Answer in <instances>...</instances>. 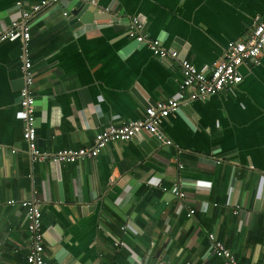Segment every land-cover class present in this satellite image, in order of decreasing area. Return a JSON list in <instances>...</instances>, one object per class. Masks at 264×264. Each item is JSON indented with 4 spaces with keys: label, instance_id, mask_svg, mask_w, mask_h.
Masks as SVG:
<instances>
[{
    "label": "crops",
    "instance_id": "obj_1",
    "mask_svg": "<svg viewBox=\"0 0 264 264\" xmlns=\"http://www.w3.org/2000/svg\"><path fill=\"white\" fill-rule=\"evenodd\" d=\"M18 1L0 0V31L20 17ZM21 1L31 10L40 0ZM72 5L62 0L30 19L37 144L46 153L89 147L98 132L141 118L177 93L179 62L131 40V18L180 59L209 70L229 41L244 38L264 16V0H99L116 21L84 24ZM21 53L20 36L0 42V264H23L28 253L25 211L10 199L39 204L55 264H222L209 253V233L239 264H264V55L260 65L239 68L238 85L164 119L159 134L170 144L144 134L58 164L30 159ZM145 138L153 151L146 152Z\"/></svg>",
    "mask_w": 264,
    "mask_h": 264
},
{
    "label": "built area",
    "instance_id": "obj_2",
    "mask_svg": "<svg viewBox=\"0 0 264 264\" xmlns=\"http://www.w3.org/2000/svg\"><path fill=\"white\" fill-rule=\"evenodd\" d=\"M62 0H40L31 10L23 8V1L16 2L15 10L20 17L13 19L9 27L0 31V42L17 36L21 37L22 53L20 56V71L24 81L20 92V105L24 113L23 138L27 144L30 159L33 163L47 160L53 163H76L80 159L98 156L109 144L127 142L138 136L149 134L164 141L159 134V125L170 115L175 114L181 106H186L195 100H202L214 96L227 88H233L243 81L239 68L247 63L260 65L264 55V16H256L245 37L229 41L224 49L223 57L215 62L209 70H199L189 59L180 60L179 52L165 48L159 38H153L145 30V24L138 17H133L128 25V37L138 46L148 47L160 59L178 61L181 67L182 80L177 93L163 101L149 105L141 118L123 121L118 125H111L95 136L93 145L82 148H65L55 153L43 152L37 144V107L39 101L34 93L36 73L33 71L31 52V23L32 12H38L51 4H58ZM64 15H68L65 12ZM183 168V165H179ZM175 194L180 200H185L186 194L175 184ZM10 205H20L26 216L29 245L26 260L23 264H55L45 247V231L43 229V212L39 204L32 200L10 199ZM195 209L189 210L193 215ZM125 226L122 230H125ZM209 253L221 258L223 264H239L236 255L219 240L215 234L209 233ZM116 247L126 246L125 241L115 240Z\"/></svg>",
    "mask_w": 264,
    "mask_h": 264
},
{
    "label": "water",
    "instance_id": "obj_3",
    "mask_svg": "<svg viewBox=\"0 0 264 264\" xmlns=\"http://www.w3.org/2000/svg\"><path fill=\"white\" fill-rule=\"evenodd\" d=\"M78 1L79 0H76V2H75V0H71L73 5H72V7H70V10H71L72 14L75 16V18L80 20L84 24H86L90 21H93V20L107 19V20H113V22H114L117 19L116 17H113L110 13L101 12V9L98 5L99 0H83V4L81 6L75 7V5L77 4ZM82 16H83V18H82ZM184 59H186V55L180 60H184ZM138 137H140V136H138ZM143 140H144L143 147L146 148V152L153 151L152 150L153 148H152L151 143H150V139L145 138ZM45 239H47L46 235H45Z\"/></svg>",
    "mask_w": 264,
    "mask_h": 264
},
{
    "label": "trees",
    "instance_id": "obj_4",
    "mask_svg": "<svg viewBox=\"0 0 264 264\" xmlns=\"http://www.w3.org/2000/svg\"><path fill=\"white\" fill-rule=\"evenodd\" d=\"M32 44H33V42H32V40H31V49H32ZM32 61H33V59H32ZM140 188H146V187H140ZM142 191V189L138 192V193H140ZM137 193V194H138ZM211 195H213V192L211 193ZM225 198H226V196H225V194L223 193V195L221 196V198L217 201V206H221V205H224V203H225ZM217 209H219V208H217ZM223 262V261H222ZM223 264V263H222Z\"/></svg>",
    "mask_w": 264,
    "mask_h": 264
}]
</instances>
